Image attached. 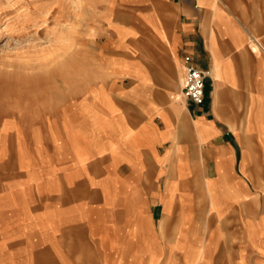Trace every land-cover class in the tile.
<instances>
[{
  "label": "crops",
  "instance_id": "0c3cea01",
  "mask_svg": "<svg viewBox=\"0 0 264 264\" xmlns=\"http://www.w3.org/2000/svg\"><path fill=\"white\" fill-rule=\"evenodd\" d=\"M85 1L72 129L3 131L0 264H264V0Z\"/></svg>",
  "mask_w": 264,
  "mask_h": 264
},
{
  "label": "rangeland",
  "instance_id": "374dc122",
  "mask_svg": "<svg viewBox=\"0 0 264 264\" xmlns=\"http://www.w3.org/2000/svg\"><path fill=\"white\" fill-rule=\"evenodd\" d=\"M85 0H0V143L22 129L29 154L35 131L72 129V86L85 51L101 42ZM46 135V134H45ZM34 139V140H33ZM45 145L47 144L44 142Z\"/></svg>",
  "mask_w": 264,
  "mask_h": 264
},
{
  "label": "built area",
  "instance_id": "2783aa9c",
  "mask_svg": "<svg viewBox=\"0 0 264 264\" xmlns=\"http://www.w3.org/2000/svg\"><path fill=\"white\" fill-rule=\"evenodd\" d=\"M189 61V58H186ZM207 73L187 63L183 79V97L197 105L205 100V81Z\"/></svg>",
  "mask_w": 264,
  "mask_h": 264
}]
</instances>
